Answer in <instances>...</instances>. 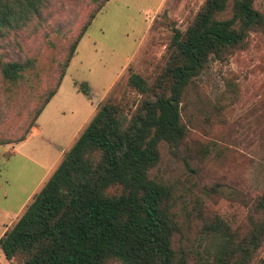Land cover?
<instances>
[{"label":"rangeland","instance_id":"1","mask_svg":"<svg viewBox=\"0 0 264 264\" xmlns=\"http://www.w3.org/2000/svg\"><path fill=\"white\" fill-rule=\"evenodd\" d=\"M203 1L105 2L39 118L42 135L24 143L16 140L54 87L58 66L95 4L50 0L41 19L0 39L2 60L34 62L14 85L0 77V136L12 141L0 145V236L55 169L59 151L69 149L67 136L87 116L89 103L95 110L106 101L126 113L132 110L138 94L127 85L128 75L150 80L163 64L172 28L184 31ZM230 6L221 17L229 16ZM254 8L264 13V0H254ZM82 83L86 95L78 90ZM180 117L187 129L184 144L174 153L161 146L160 160L148 176L170 187L181 246L188 262L198 264L212 250L211 236L200 231L199 215L240 231L264 189V33L251 32L245 46L226 60L210 61L184 91ZM0 264H10L1 249ZM251 264H264V244Z\"/></svg>","mask_w":264,"mask_h":264},{"label":"trees","instance_id":"2","mask_svg":"<svg viewBox=\"0 0 264 264\" xmlns=\"http://www.w3.org/2000/svg\"><path fill=\"white\" fill-rule=\"evenodd\" d=\"M49 1L0 0V39L41 19ZM91 1L95 12L69 45L55 85L34 110L30 128L55 94L94 14L108 0ZM229 3V16L221 17ZM251 32L264 33V13L254 8V0H204L184 31L172 28L155 75L150 80L128 75L127 85L138 94L133 109L126 113L111 101L97 108L3 231L4 258L10 264H190L171 211L170 187L150 178L148 171L158 164L161 146L174 153L184 144L187 129L180 101L189 83L210 61H224L245 46ZM1 56L0 77L11 85L34 65L31 59ZM86 89L79 84L84 95ZM29 127L16 142L26 138ZM11 142L0 136V145ZM199 218L201 233L211 236L212 250L198 264H251L264 244V189L240 231L216 217Z\"/></svg>","mask_w":264,"mask_h":264},{"label":"crops","instance_id":"3","mask_svg":"<svg viewBox=\"0 0 264 264\" xmlns=\"http://www.w3.org/2000/svg\"><path fill=\"white\" fill-rule=\"evenodd\" d=\"M59 87V86H58ZM58 89L59 88H57V90H56V92H55V94L57 93V91H58ZM54 94V95H55ZM53 95V96H54ZM52 96V97H53ZM51 97V98H52ZM51 98H50V100H51ZM49 100V101H50ZM48 101V102H49ZM47 105V104H46ZM45 105V106H46ZM89 105L91 106L90 107V110L88 111V114H87V116L84 118V120L81 122V124L75 129V130H73L72 131V133L70 134V135H68L67 136V139H68V142L70 143V141H72L71 142V145L73 144V142L75 141V139L77 138V136L79 135V133L81 132V130L84 128V126L86 125V123L88 122V120L90 119V118H88V117H91L92 116V114L94 113V108H93V105L91 104V103H89ZM91 108H93V109H91ZM44 109H45V107L43 108V110L41 111V113L39 114V116L37 117V119H36V121H35V124L30 128V131H29V133H28V135L26 136V138L23 140V141H21V143H24V142H27V141H29V140H31V138L32 137H34V135H36L35 137H37V138H39L41 135H42V126L39 124V118H40V116H41V114L43 113V111H44ZM91 114V116H89ZM87 121V122H86ZM48 143V145L50 144V142L49 141H47ZM20 143V142H19ZM70 148V147H69ZM61 151L63 152L62 153V156L64 155V153L67 151V150H63V148L59 151V153H61ZM59 155L60 154H58V157H59ZM62 156H61V159H62ZM60 159V160H61ZM60 162V161H59ZM58 162V163H59ZM58 165V164H57ZM56 167V166H55ZM45 172H48V169H46L45 170ZM47 180V179H46ZM45 180V181H46ZM44 181V180H43ZM44 181V182H45ZM42 182V181H41ZM43 182V183H44ZM43 185V184H42ZM35 192H37L36 190H33V193L31 194V196L35 193ZM31 196L29 197V199L31 198ZM29 199L27 200V202L29 201ZM26 202V203H27Z\"/></svg>","mask_w":264,"mask_h":264}]
</instances>
